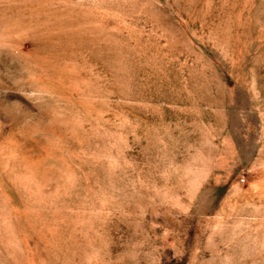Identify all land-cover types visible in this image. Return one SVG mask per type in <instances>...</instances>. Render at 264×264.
Here are the masks:
<instances>
[{
  "label": "rangeland",
  "instance_id": "rangeland-1",
  "mask_svg": "<svg viewBox=\"0 0 264 264\" xmlns=\"http://www.w3.org/2000/svg\"><path fill=\"white\" fill-rule=\"evenodd\" d=\"M0 264H264V0H0Z\"/></svg>",
  "mask_w": 264,
  "mask_h": 264
}]
</instances>
